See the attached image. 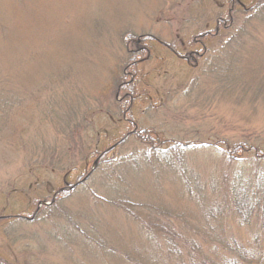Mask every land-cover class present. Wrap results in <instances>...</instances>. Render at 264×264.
I'll return each instance as SVG.
<instances>
[{
    "label": "rangeland",
    "instance_id": "374dc122",
    "mask_svg": "<svg viewBox=\"0 0 264 264\" xmlns=\"http://www.w3.org/2000/svg\"><path fill=\"white\" fill-rule=\"evenodd\" d=\"M216 3L217 0H0V103L9 99L14 106L19 105L20 112L12 121L23 139L49 133L50 142L57 141L60 149L65 146L63 152L69 147L68 155H72L79 146L76 130L66 146L43 120L44 114H75V118L88 106L105 108L112 97L109 88L124 72L125 81L135 82L139 89L151 85L163 97V106L156 110H136L139 128L151 127L167 138L184 142L206 140L220 133L234 141L246 138L255 143L256 137L264 135V98L255 93L264 92V25L254 32L244 73L226 90L203 76L195 78L196 86L193 85L192 70L200 63L176 62L159 45L150 48L145 63H138L139 75L131 74L132 67L123 68L129 37H134L136 47H141L139 40L147 36L164 43L186 42L212 20ZM174 88L177 92L172 97ZM187 90L188 94L183 93ZM94 120L100 125L107 123L101 118ZM26 149H31L30 143ZM214 156L211 150L196 149L190 153L189 163L199 173H214L219 168ZM87 162L92 166L91 159ZM33 165L30 152L25 155L0 145V214L25 217L24 225L11 223L17 229L14 238L0 231V255L21 264H153L152 258L158 253L152 244L154 238L149 237L155 235L157 225H139L138 219L133 221L110 207L92 205L88 194H76L65 201L64 209L79 225H63L55 211L50 218L34 222L28 219L31 210L25 206L26 199L38 196L54 200L62 180L58 173L36 174ZM74 179L71 177V182ZM161 185L162 188L154 186L149 177L137 182L132 187L135 200L164 203L169 208L177 205L176 210L190 206L188 211L195 212L193 205L176 197L173 184L164 181ZM50 200L42 203L49 205ZM200 211L196 209L198 216ZM135 212L142 221L146 219L140 210ZM190 223L202 222L194 217ZM244 234L240 232L239 236L245 239ZM21 235L25 238L21 239Z\"/></svg>",
    "mask_w": 264,
    "mask_h": 264
},
{
    "label": "trees",
    "instance_id": "16d2710c",
    "mask_svg": "<svg viewBox=\"0 0 264 264\" xmlns=\"http://www.w3.org/2000/svg\"><path fill=\"white\" fill-rule=\"evenodd\" d=\"M213 8L212 20L186 42L164 43L147 36L139 40L141 47H136L134 37H129L130 49H125L123 68L132 67L131 74L139 75L138 63H145L150 48L159 45L176 62L200 63L192 70L194 77L190 82L195 86L194 79L202 76L223 90L232 82L238 83L247 67V50L255 39L254 32L264 25V0H217ZM211 25L214 27L206 30ZM126 77L121 72L114 79L109 88L112 97L105 108L88 106L85 113L75 118V114H44L43 120L65 145L76 130L79 146L72 155H68L69 147L63 152L65 146L60 149L57 141L50 142L49 133L23 139L12 121L20 112L19 105L14 106L9 99L0 103V145L25 155L30 152L36 174L44 171L62 176L54 200L38 196L26 199L25 206L31 210L27 218L34 222L50 218L55 211L63 225H79L64 206L68 198L85 193L92 197V205L110 207L130 219H138L139 225H157L155 235L146 233L153 235L149 238H154L152 244L158 253L152 258L153 264H159L158 259L160 264H264V135L256 137L255 143L246 138L234 141L220 133L206 140L184 142L167 138L151 127L139 128L134 117L136 110H156L163 106V97L157 88L148 85L149 88L139 89L135 82L125 81ZM176 92L174 88L172 97ZM183 93L188 94V90ZM255 93L264 98V92ZM96 118L107 123L100 125ZM27 143L30 150L26 149ZM196 149L211 150L216 155V172L202 174L189 163L190 153ZM147 177L158 188L169 181L175 186L176 197L193 205L195 212L188 211L190 206L176 210L177 205L169 208L164 203H137L132 187ZM48 200L49 205L42 203ZM196 209L201 210L199 216ZM135 210H140L146 219L142 221ZM194 217L202 223L191 224ZM24 218L20 214H0L2 235L11 234L14 238L17 229L11 223L24 225ZM240 232L246 233L245 239L239 236ZM0 264L21 263L0 255Z\"/></svg>",
    "mask_w": 264,
    "mask_h": 264
}]
</instances>
